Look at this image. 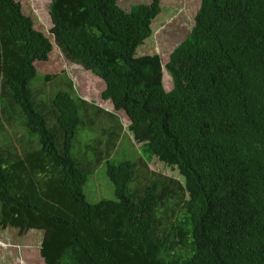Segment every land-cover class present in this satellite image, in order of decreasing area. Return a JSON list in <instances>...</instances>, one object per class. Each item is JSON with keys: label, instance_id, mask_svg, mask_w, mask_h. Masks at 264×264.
Masks as SVG:
<instances>
[{"label": "trees", "instance_id": "16d2710c", "mask_svg": "<svg viewBox=\"0 0 264 264\" xmlns=\"http://www.w3.org/2000/svg\"><path fill=\"white\" fill-rule=\"evenodd\" d=\"M120 1H54L53 42L22 4L0 0V119L18 108V123L40 138L20 142L22 152L8 139L0 147V230H44L46 264H264V0H200L166 65L138 56L162 0L131 12ZM55 46L105 83L102 100L130 120L122 135L143 146L141 168L111 161L116 132L105 158L93 147V160L73 156L87 101L68 78L70 90L48 102L31 87ZM155 159L181 179L154 172ZM104 161L114 201L91 205L87 178ZM181 208L188 235L179 245Z\"/></svg>", "mask_w": 264, "mask_h": 264}, {"label": "rangeland", "instance_id": "374dc122", "mask_svg": "<svg viewBox=\"0 0 264 264\" xmlns=\"http://www.w3.org/2000/svg\"><path fill=\"white\" fill-rule=\"evenodd\" d=\"M15 1L22 4L25 15L34 20L36 29L54 42L52 35L54 25L50 16V7L57 0ZM151 2L152 0H121L118 6L126 12H131L134 7L150 5ZM199 9L200 0H162V12L152 25L153 35L139 48L138 56L158 54L161 56L163 65H166L175 48L191 34ZM36 65L39 75L32 82L31 87L35 90V98L37 95L38 101L48 102L51 99L49 96L56 95L61 90H70L68 83L72 80L76 88L74 94L80 95L88 103L80 113L82 121L73 148L75 158L83 161L93 160L95 156L91 147L99 152L103 151L105 158L110 134L116 132L118 138L115 141L116 147L110 152L111 161L114 164L131 161L137 164L136 170L141 168V161L144 158L143 146L136 144L128 131L122 135L121 125H125V131L128 130L130 120L124 112L115 111L110 101L102 100L101 94L105 89V83L100 78L85 70L82 65L70 62L58 46H55L48 62H38ZM37 86L45 90L48 96L45 94L39 96L36 91ZM164 86L166 91L173 88L171 77L167 72H165ZM76 98L78 99V96ZM81 102L80 100V104ZM18 113L20 114V110L15 108L10 113L16 117L12 121L7 120V116L0 119V147L8 139L6 146H10L12 142L16 148L13 151L22 152L23 146L20 142L25 144H30L31 140L40 142V138L38 135H32L18 123V121L23 123ZM104 131H107L106 136L103 135ZM149 164L154 172L160 175L181 179L179 177L182 174L163 161L155 159L154 163ZM136 175L140 176V174ZM144 185L142 175L131 183L130 193ZM85 194L87 202L91 205L114 201V187L107 175L105 161L88 176ZM173 230L175 231L174 243L179 245L184 243L188 229L183 208L178 211L174 219ZM45 236L44 230H29L25 234H19L18 229L10 227L0 230V264H46L41 252Z\"/></svg>", "mask_w": 264, "mask_h": 264}]
</instances>
